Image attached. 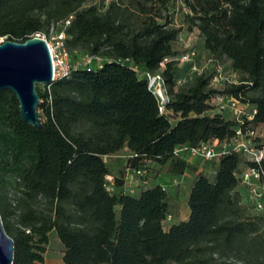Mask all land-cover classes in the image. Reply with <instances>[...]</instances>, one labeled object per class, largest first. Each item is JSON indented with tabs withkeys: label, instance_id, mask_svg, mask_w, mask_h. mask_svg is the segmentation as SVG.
Wrapping results in <instances>:
<instances>
[{
	"label": "trees",
	"instance_id": "1",
	"mask_svg": "<svg viewBox=\"0 0 264 264\" xmlns=\"http://www.w3.org/2000/svg\"><path fill=\"white\" fill-rule=\"evenodd\" d=\"M0 0V35L25 41L70 16L72 61L97 54L64 77L36 83L43 127L25 122L11 88L0 89V212L14 243L12 264H44L49 232L64 245V264H264V208L250 212L241 198L244 166L238 152L216 159L213 176L173 155L179 144L227 138L234 116L210 114L217 92L257 108L264 124V0H180L184 19L197 28L214 60H230L238 82L210 86L214 69H184L174 44L181 27L172 19L177 0ZM163 62V64H162ZM186 76L191 62L185 63ZM160 73L169 96H158L145 72ZM183 76V77H184ZM129 149L112 170L104 155ZM136 153V154H135ZM149 158L174 178L195 171L188 218L164 227L170 201L162 183L133 193L124 188L129 166ZM264 168V163L262 164ZM113 174L114 191L107 188Z\"/></svg>",
	"mask_w": 264,
	"mask_h": 264
},
{
	"label": "built area",
	"instance_id": "2",
	"mask_svg": "<svg viewBox=\"0 0 264 264\" xmlns=\"http://www.w3.org/2000/svg\"><path fill=\"white\" fill-rule=\"evenodd\" d=\"M71 17L63 21L52 22L47 29L39 30L34 34L42 37L48 43L53 59V80L68 75L73 67L80 64L89 65L93 60L101 59L97 54L85 52L80 59H77L75 62L72 61V53L66 41V27ZM6 38L7 35H0V42ZM195 53L193 50H187L179 56L180 63L191 62L188 74L179 79V82L184 83L193 73L201 74L202 71L208 68L214 69L213 75L210 78V86L213 88L221 89L229 83L238 82V79L230 78L225 72L223 64L212 57L208 63L209 65L200 66L196 64L193 60ZM145 75L149 81V87L156 93L157 83L161 84L159 80L163 81L161 74L146 71ZM168 101L169 98H158L159 111L165 114L172 112L166 106ZM209 102L211 105L210 114L224 113L226 111L232 112L239 122L233 134L223 139L213 138L203 140V142L198 144H179L174 148L173 155L183 156L186 159H188L189 155H193L203 159L216 160L220 156L234 151L242 154L246 161H251L255 164L242 168L241 172L238 173L240 177L239 184L243 185L247 190L245 199L252 203V208L254 207L257 211H260L264 208V168L262 167L264 163V124L252 123L257 108L251 106L249 102L242 101L234 94H226L224 92L215 93ZM109 156L104 155L103 158L107 160ZM154 164H156V161L149 158L142 165L127 167L124 176V188L127 191L133 192L136 190V186L140 185L144 187L149 185L154 174ZM180 176L181 174H176L173 178L174 181L179 182ZM114 178L113 174L106 176L107 184L112 188L114 187ZM163 187L166 188L165 185ZM108 189L110 190V188ZM166 217L171 218L170 215Z\"/></svg>",
	"mask_w": 264,
	"mask_h": 264
},
{
	"label": "rangeland",
	"instance_id": "3",
	"mask_svg": "<svg viewBox=\"0 0 264 264\" xmlns=\"http://www.w3.org/2000/svg\"><path fill=\"white\" fill-rule=\"evenodd\" d=\"M109 0H105V4L108 3ZM93 2H96L98 4H103V2H100L98 0H93L89 2V4H92ZM174 6L172 7V19L174 20V23L176 26L181 27V30L179 32V37L176 40L174 47L176 50H178L179 54L178 56H181L185 51L187 50H193L195 51V55L193 60L196 62L198 65H205L210 62L211 59V53L204 48L203 45V36L199 34V31L197 28H192L189 29L188 23L184 19V13L185 11L188 10V7L181 4L180 0L175 1L173 4ZM221 64H223L225 72L230 76V78H236L239 79L238 73L232 68V65L230 63V60L227 58H223L220 60ZM178 65L184 69L182 71V77L186 74L185 70V63H180L178 61ZM209 65V64H208ZM181 79V77H180ZM160 83L162 84L163 87V96H160L157 92L155 93L158 98H169L166 92V86L165 82L159 80ZM158 81V82H159ZM178 85H181L183 82H178ZM41 84V83H40ZM159 84V83H157ZM43 86V84H41ZM165 93V94H164ZM166 96V97H165ZM170 99V98H169ZM171 119L176 120L179 118V114H175L174 111L169 113ZM224 115L230 117L233 116L232 112L226 111ZM114 155H110L107 157V160L110 161V165L112 170H118L119 167H121V164L118 159L115 158V156H119L121 159L127 158L128 154H130V151L127 150L126 148L113 153ZM188 161L192 166H197L198 168H202L205 170V172L212 178L213 176V165L214 162L217 160H209V159H203L199 158L193 155L188 156ZM153 173L159 175L160 177L157 180V182L162 183L166 186L169 194V200L170 201V211L169 215L171 218H166L163 222L164 227L168 228L172 223L181 220V219H186L188 218L189 214V206H188V201L187 197L189 195L190 191V185L192 180L195 177V171L189 169L188 172L184 176L179 177V182H175L172 177H168V172L166 171V165H160L158 162L154 164V169ZM107 187L110 188L111 191H114L115 187H110L109 184H107ZM240 190L241 192V198L245 199L247 190L246 188L240 184ZM133 193H137L136 190L133 191ZM257 210L253 207H251L250 212H256ZM49 242L45 245V252L44 254V264H64L63 261V255H64V245L57 234L56 229L51 230L49 232Z\"/></svg>",
	"mask_w": 264,
	"mask_h": 264
},
{
	"label": "water",
	"instance_id": "4",
	"mask_svg": "<svg viewBox=\"0 0 264 264\" xmlns=\"http://www.w3.org/2000/svg\"><path fill=\"white\" fill-rule=\"evenodd\" d=\"M53 74L52 54L42 37L34 35L25 41L6 38L0 42V89L14 91L23 120L38 128L43 127V121L36 83H50ZM15 241L8 235L0 212V264L13 263Z\"/></svg>",
	"mask_w": 264,
	"mask_h": 264
},
{
	"label": "crops",
	"instance_id": "5",
	"mask_svg": "<svg viewBox=\"0 0 264 264\" xmlns=\"http://www.w3.org/2000/svg\"><path fill=\"white\" fill-rule=\"evenodd\" d=\"M125 149V148H124ZM123 150V149H122ZM127 150H129V149H127ZM121 151V150H120ZM130 151V150H129ZM119 152V151H118ZM199 171H201V168H198L197 169V172H199ZM186 173H184V174H181L182 176H184ZM159 177H160V174L159 175H157V174H153V176H152V178H151V184L152 183H159V182H157V180L159 179ZM168 177H171L169 174H168ZM191 184H192V182H191ZM164 185V184H163ZM142 188H144V187H142V186H136V191L137 192H139V191H141V189Z\"/></svg>",
	"mask_w": 264,
	"mask_h": 264
},
{
	"label": "bare ground",
	"instance_id": "6",
	"mask_svg": "<svg viewBox=\"0 0 264 264\" xmlns=\"http://www.w3.org/2000/svg\"><path fill=\"white\" fill-rule=\"evenodd\" d=\"M163 87H162V84H157V93L160 95V96H163ZM165 94V93H164ZM166 97V96H165Z\"/></svg>",
	"mask_w": 264,
	"mask_h": 264
}]
</instances>
